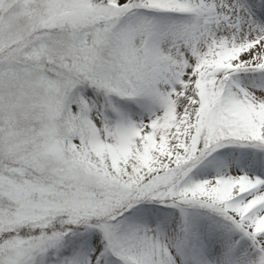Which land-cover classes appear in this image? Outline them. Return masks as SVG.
Listing matches in <instances>:
<instances>
[{"label":"snow or ice","instance_id":"obj_1","mask_svg":"<svg viewBox=\"0 0 264 264\" xmlns=\"http://www.w3.org/2000/svg\"><path fill=\"white\" fill-rule=\"evenodd\" d=\"M0 264H264V0H0Z\"/></svg>","mask_w":264,"mask_h":264}]
</instances>
